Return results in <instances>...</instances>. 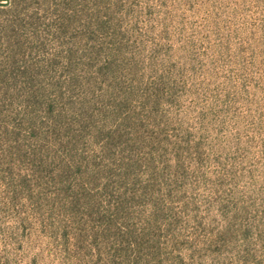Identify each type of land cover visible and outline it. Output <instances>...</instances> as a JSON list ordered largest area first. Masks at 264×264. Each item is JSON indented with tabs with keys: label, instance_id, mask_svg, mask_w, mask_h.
<instances>
[{
	"label": "rangeland",
	"instance_id": "obj_1",
	"mask_svg": "<svg viewBox=\"0 0 264 264\" xmlns=\"http://www.w3.org/2000/svg\"><path fill=\"white\" fill-rule=\"evenodd\" d=\"M0 264H264V0H0Z\"/></svg>",
	"mask_w": 264,
	"mask_h": 264
}]
</instances>
